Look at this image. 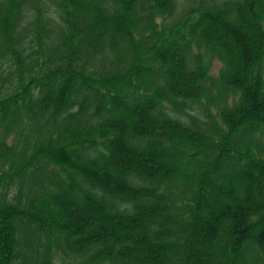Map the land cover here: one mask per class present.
Wrapping results in <instances>:
<instances>
[{
    "label": "trees",
    "instance_id": "trees-1",
    "mask_svg": "<svg viewBox=\"0 0 264 264\" xmlns=\"http://www.w3.org/2000/svg\"><path fill=\"white\" fill-rule=\"evenodd\" d=\"M0 264H264V0H0Z\"/></svg>",
    "mask_w": 264,
    "mask_h": 264
},
{
    "label": "rangeland",
    "instance_id": "rangeland-1",
    "mask_svg": "<svg viewBox=\"0 0 264 264\" xmlns=\"http://www.w3.org/2000/svg\"><path fill=\"white\" fill-rule=\"evenodd\" d=\"M251 21V20H250ZM217 65H218V63H217ZM161 160H163V161H167V158L166 157H164L163 155H161ZM217 193H215V196L217 197ZM207 209H208V207L206 206V208L204 209V212H203V215H206V213H207Z\"/></svg>",
    "mask_w": 264,
    "mask_h": 264
}]
</instances>
